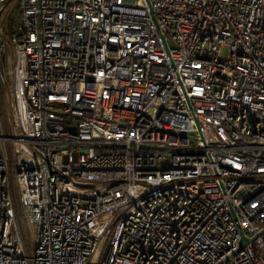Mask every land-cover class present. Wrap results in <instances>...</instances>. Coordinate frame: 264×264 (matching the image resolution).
<instances>
[{"label": "built area", "instance_id": "obj_1", "mask_svg": "<svg viewBox=\"0 0 264 264\" xmlns=\"http://www.w3.org/2000/svg\"><path fill=\"white\" fill-rule=\"evenodd\" d=\"M0 264H264V0H0Z\"/></svg>", "mask_w": 264, "mask_h": 264}, {"label": "rangeland", "instance_id": "obj_2", "mask_svg": "<svg viewBox=\"0 0 264 264\" xmlns=\"http://www.w3.org/2000/svg\"><path fill=\"white\" fill-rule=\"evenodd\" d=\"M5 26L9 31H16L19 26V18L15 8H11L5 17Z\"/></svg>", "mask_w": 264, "mask_h": 264}, {"label": "water", "instance_id": "obj_3", "mask_svg": "<svg viewBox=\"0 0 264 264\" xmlns=\"http://www.w3.org/2000/svg\"><path fill=\"white\" fill-rule=\"evenodd\" d=\"M246 241H247V238H246L243 234H241V242H240L239 248H240L243 244H245Z\"/></svg>", "mask_w": 264, "mask_h": 264}]
</instances>
